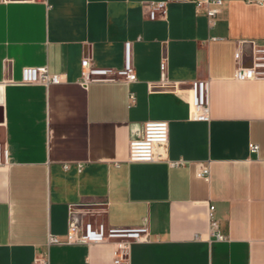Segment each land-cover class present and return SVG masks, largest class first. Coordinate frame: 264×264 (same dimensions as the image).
Returning a JSON list of instances; mask_svg holds the SVG:
<instances>
[{
	"label": "crops",
	"instance_id": "1",
	"mask_svg": "<svg viewBox=\"0 0 264 264\" xmlns=\"http://www.w3.org/2000/svg\"><path fill=\"white\" fill-rule=\"evenodd\" d=\"M151 1L166 2L155 19ZM127 41L134 82L83 83L84 58L122 68ZM252 42L264 44V0H223L212 27L194 0H0V264H116V238L48 244L72 215L147 226L122 264H264V78L235 77ZM25 66L65 79L19 83ZM195 80L209 82L207 120L191 117ZM152 119L169 123L164 158L129 161Z\"/></svg>",
	"mask_w": 264,
	"mask_h": 264
},
{
	"label": "built area",
	"instance_id": "2",
	"mask_svg": "<svg viewBox=\"0 0 264 264\" xmlns=\"http://www.w3.org/2000/svg\"><path fill=\"white\" fill-rule=\"evenodd\" d=\"M10 1V0H4ZM197 7H204L209 25L216 24L217 16L222 10L223 0H194ZM149 18L155 19L159 12H165V1H151L147 3ZM252 64L243 66L239 64L235 70L237 79L264 78V44L252 42ZM81 74L83 83L96 79L115 80L122 78L125 82L131 83L137 79L135 66L131 59V43H125V62L122 68L96 67L90 58L82 61ZM65 75L51 72L47 66H25L22 70V79L19 83L23 84H58L63 82ZM13 81V80H11ZM14 82V81H13ZM209 82L207 80H195L191 84V117L196 120H207L209 118ZM130 103L135 101L134 91L129 92ZM169 142V123L163 119L147 120L143 126V132L139 137L130 140L129 161L151 162L164 158L165 150ZM252 152H257L258 144H250ZM171 166H184L186 161L183 159L169 160ZM9 164V149L6 143L0 141V167ZM82 164H78L81 170ZM210 169L208 165L198 167L197 175L209 178ZM214 206L209 208L212 233L218 238L223 239L224 235L219 230L218 221L214 218ZM149 228L147 226H126L104 228L102 224L94 225L92 222L82 223L72 215L68 231L65 236L49 234L48 244H71V243H97L108 241L110 238L118 239L115 241L116 257L115 263L122 264L128 257L130 245L134 241L147 240ZM36 264H49L48 256L35 258Z\"/></svg>",
	"mask_w": 264,
	"mask_h": 264
}]
</instances>
